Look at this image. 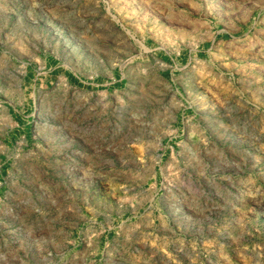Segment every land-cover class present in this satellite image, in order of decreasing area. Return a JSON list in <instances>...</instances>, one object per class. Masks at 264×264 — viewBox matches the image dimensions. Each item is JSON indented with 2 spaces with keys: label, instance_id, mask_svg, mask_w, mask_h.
I'll list each match as a JSON object with an SVG mask.
<instances>
[{
  "label": "rangeland",
  "instance_id": "rangeland-1",
  "mask_svg": "<svg viewBox=\"0 0 264 264\" xmlns=\"http://www.w3.org/2000/svg\"><path fill=\"white\" fill-rule=\"evenodd\" d=\"M0 264H264V0H0Z\"/></svg>",
  "mask_w": 264,
  "mask_h": 264
}]
</instances>
